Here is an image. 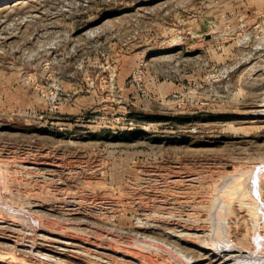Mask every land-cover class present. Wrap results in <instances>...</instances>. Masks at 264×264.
<instances>
[{
  "label": "rangeland",
  "instance_id": "1",
  "mask_svg": "<svg viewBox=\"0 0 264 264\" xmlns=\"http://www.w3.org/2000/svg\"><path fill=\"white\" fill-rule=\"evenodd\" d=\"M254 169L264 0H0V264H264Z\"/></svg>",
  "mask_w": 264,
  "mask_h": 264
},
{
  "label": "bare ground",
  "instance_id": "2",
  "mask_svg": "<svg viewBox=\"0 0 264 264\" xmlns=\"http://www.w3.org/2000/svg\"><path fill=\"white\" fill-rule=\"evenodd\" d=\"M259 171V170H258ZM258 171H256L255 172V169L252 171V174H251V178H250V193H251V197H252V199H253V201L255 202V203H253V207H254V205L256 206V208H255V210L256 211H258V210H260L261 212L260 213H258V212H256V211H254L253 212V214L255 213V219H253L252 220V222L254 223V233H253V244L255 245V247L257 248V246H259V236H261V237H263L264 238V236L263 235H261L259 232H256V231H258V229H260V228H262L263 226H264V221H263V219H264V212H263V208H262V206L264 205V203L262 202V198H261V192H260V188H259V172ZM231 174H233V173H231ZM261 176V175H260ZM236 177V176H235ZM241 177V176H240ZM242 179V178H241ZM248 187V188H249ZM239 191V190H238ZM237 194V193H236ZM248 196V195H247ZM246 201V200H245ZM243 203V202H242ZM252 203V202H251ZM250 203V204H251ZM245 206H247L248 207V205H245ZM251 206V205H250ZM249 206V207H250ZM252 207V206H251ZM250 207V208H251ZM252 209H254V208H252ZM22 211V210H21ZM8 213V212H7ZM252 214V215H253ZM254 218V217H253ZM2 219V218H1ZM14 221V220H13ZM252 223V224H253ZM18 233V232H17ZM255 233H256V235H255ZM19 234V233H18ZM260 237V238H261ZM16 238V237H15ZM262 244V243H261ZM264 244V243H263ZM263 244H262V246H263ZM254 247V248H255ZM234 251V250H233ZM238 251V253L240 252H242V250H237ZM254 253V252H253ZM253 255H255V254H253ZM252 255V256H253ZM258 255V254H257ZM230 256H232V255H230ZM241 256V255H240ZM256 256V255H255ZM245 257V256H244ZM251 257V256H250ZM233 260V259H232ZM236 260H238V259H236ZM241 260V259H240ZM239 260V261H240ZM252 260V259H251ZM254 260V259H253ZM243 262V261H242ZM245 262V261H244ZM261 262V261H260ZM262 262H264V261H262ZM236 263V262H235ZM260 264V263H259Z\"/></svg>",
  "mask_w": 264,
  "mask_h": 264
}]
</instances>
